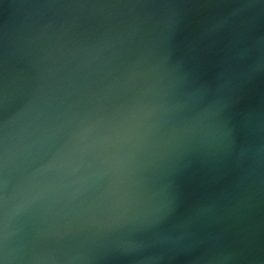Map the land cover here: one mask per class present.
<instances>
[{"label":"water","instance_id":"obj_1","mask_svg":"<svg viewBox=\"0 0 264 264\" xmlns=\"http://www.w3.org/2000/svg\"><path fill=\"white\" fill-rule=\"evenodd\" d=\"M0 264H264V0H0Z\"/></svg>","mask_w":264,"mask_h":264}]
</instances>
